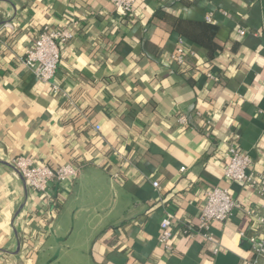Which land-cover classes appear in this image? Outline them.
<instances>
[{
  "label": "crops",
  "instance_id": "0c3cea01",
  "mask_svg": "<svg viewBox=\"0 0 264 264\" xmlns=\"http://www.w3.org/2000/svg\"><path fill=\"white\" fill-rule=\"evenodd\" d=\"M161 7L170 16L153 19ZM67 26L76 37L42 83L26 52L43 28ZM263 27L264 0H137L129 19L110 0H0V264L47 252L50 264H247V211L263 201L224 171L235 145L264 173ZM180 44L197 68L172 75ZM19 156L80 172L42 197L13 171ZM216 187L241 207L212 225L215 243L191 240L184 229Z\"/></svg>",
  "mask_w": 264,
  "mask_h": 264
},
{
  "label": "built area",
  "instance_id": "2783aa9c",
  "mask_svg": "<svg viewBox=\"0 0 264 264\" xmlns=\"http://www.w3.org/2000/svg\"><path fill=\"white\" fill-rule=\"evenodd\" d=\"M110 1L124 16L133 15L134 6L137 2V0ZM236 33L241 37L247 35V31L244 29H238ZM256 35L258 36V34ZM259 36L264 39V27ZM75 37V33L68 26L59 29L43 28L32 47L26 52L23 59L24 67L30 70L40 82H50L57 75L63 49ZM187 56L184 45L180 44L171 54V60L183 67L186 65ZM208 77L212 78L213 75L208 73ZM178 121L182 128L189 126V120L184 115L180 116ZM95 129L100 131L99 126H96ZM227 157L228 162L224 171L225 179L253 190L263 201L260 212L247 211L258 228L253 236L247 238L253 252V258L247 264H264V173L255 174L252 172L250 170L251 157L235 145L230 147ZM11 167L15 174L19 175L25 182L29 190L46 198L50 197L49 190L52 184L67 183L77 177L80 172V168L71 164L61 167L37 165L26 156L15 158ZM184 171L185 169H182V172ZM153 185L160 189L158 182H154ZM240 207V203L232 197L229 190L219 187L212 188L206 193L199 224L186 226L184 234L191 240L201 237L207 242L215 243L212 225L214 223H226L234 210ZM173 220L174 216L167 214V217L160 223L159 243L168 253L173 250ZM241 236L244 237V234L242 233ZM218 251L219 248H215L214 253H218Z\"/></svg>",
  "mask_w": 264,
  "mask_h": 264
},
{
  "label": "trees",
  "instance_id": "16d2710c",
  "mask_svg": "<svg viewBox=\"0 0 264 264\" xmlns=\"http://www.w3.org/2000/svg\"><path fill=\"white\" fill-rule=\"evenodd\" d=\"M170 13L165 10L164 7H161L160 10H157L153 19L158 20H165ZM129 19V16H126ZM214 61L213 60H207L205 62V69L206 71L210 72L213 68ZM196 66L192 63H189V57H186V65L181 67L180 65L176 63H172V65L169 66V69L171 70L172 75H185L186 73H190L192 71L196 70ZM219 77V76H218Z\"/></svg>",
  "mask_w": 264,
  "mask_h": 264
},
{
  "label": "rangeland",
  "instance_id": "374dc122",
  "mask_svg": "<svg viewBox=\"0 0 264 264\" xmlns=\"http://www.w3.org/2000/svg\"><path fill=\"white\" fill-rule=\"evenodd\" d=\"M57 255V253H46L41 255L40 257V261L39 264H50L51 260H53V258H55Z\"/></svg>",
  "mask_w": 264,
  "mask_h": 264
}]
</instances>
